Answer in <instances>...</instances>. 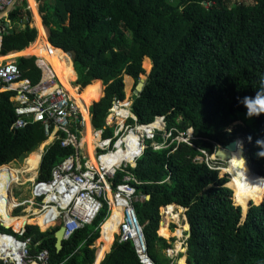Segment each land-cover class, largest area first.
<instances>
[{
    "label": "trees",
    "instance_id": "16d2710c",
    "mask_svg": "<svg viewBox=\"0 0 264 264\" xmlns=\"http://www.w3.org/2000/svg\"><path fill=\"white\" fill-rule=\"evenodd\" d=\"M38 1L47 41L71 53L78 93L90 103L95 130L104 126L112 103L129 96L130 77L136 84L152 65L142 90L133 95L130 109L136 121L129 119L148 124L163 116L171 132L166 147H147L135 166L129 167L141 182L135 185L137 192L149 196L134 202V207L144 224L151 258L157 264L171 262L164 252L171 244L157 230L160 207L174 203L185 209L190 225L187 264H264V194L257 203L247 200L248 212L242 220L241 210L244 215L246 211L237 191L226 186L227 174L205 160L218 146L242 137L245 158L258 173L263 171L264 143L258 141H264V113L248 117L242 99L255 97L264 85V0ZM26 4L19 0L7 16L9 22L2 19L0 56L35 40L37 32L30 27ZM35 57L42 63L35 55L15 57L21 77L32 84L41 79ZM43 65L46 79L52 73ZM12 95V91L0 92V170H8L11 166L3 164L28 153L21 167L15 168L25 175L22 184L29 174L35 177L38 168V179H47L51 168L74 150L55 141L42 155L46 136L40 121L11 129L16 118ZM190 129L188 142L171 140ZM155 139L162 140L160 132ZM122 174H115L113 185L122 180ZM8 190L9 186V195ZM107 213L104 205L91 224L62 241L59 251L54 237L58 225L40 231L28 224L20 237L31 236V252L46 248L52 264H93L95 250L89 246L96 239L98 245L104 242L110 220ZM13 219L1 213L2 223ZM24 223L16 219L8 227L0 224V231H18ZM100 264L140 262L130 241L115 238Z\"/></svg>",
    "mask_w": 264,
    "mask_h": 264
},
{
    "label": "built area",
    "instance_id": "2783aa9c",
    "mask_svg": "<svg viewBox=\"0 0 264 264\" xmlns=\"http://www.w3.org/2000/svg\"><path fill=\"white\" fill-rule=\"evenodd\" d=\"M18 1L0 0V34L4 32L2 19L7 20L9 12ZM35 62L41 70V79L35 84L21 77L14 60L0 62V92L12 91L10 100L16 102V118L10 128L19 129L40 121L46 136L42 142V155L55 141L61 147H71L74 151L51 168L47 179H38V168L33 181L24 185L21 181H11L8 184L9 196L14 199L10 213L16 216L26 215L29 218L40 216L41 223H24L18 231L12 230L11 227L12 232L0 231V264H52L46 248L31 252V236L20 237L25 233L26 225H36L40 231L57 225L62 226V240H68L74 232L91 224L104 205L108 208L107 217L111 214L112 207L120 210L118 231L114 233L111 244L115 238L118 242L130 241L140 264H157L148 253L143 232L144 224L140 223L134 207V202L145 200L146 195L137 192L135 185L141 182L130 172L129 167L135 166L136 160L147 147L159 150L168 145L167 140L171 137V132L165 127L164 117L154 118V121L160 118L163 122L160 130L164 128L165 131V135H161L162 140L157 141L155 134L162 131L149 127L154 121L148 124L129 122V119L136 121V116L130 109L135 93L126 105L122 104L123 100L112 103L100 130L92 127L90 106H87L91 131L99 137L94 145L95 163L92 165L81 146L85 120L79 106L53 74L44 79V68L38 58ZM51 86L56 87L50 90ZM105 131L108 132L107 136H104ZM130 134L136 136L132 143L128 142ZM187 135L192 136V132L187 130L186 135L179 133L171 140L188 142L192 137ZM128 148L131 152L129 155L126 151ZM13 162L3 165L11 166ZM211 168L216 169L214 166ZM117 172L123 173L122 180L113 185L112 179ZM12 189L17 190V197L11 195ZM16 210L18 212L13 213ZM161 217L164 219L165 215L161 213ZM0 224L3 225L2 222ZM167 226L170 227V222ZM188 236L183 232L181 237H176L180 247L185 244ZM89 247L95 250L96 259L99 245L93 243ZM165 250V255L171 259L170 264L177 263L174 258L181 253L180 248L169 247Z\"/></svg>",
    "mask_w": 264,
    "mask_h": 264
},
{
    "label": "bare ground",
    "instance_id": "6f19581e",
    "mask_svg": "<svg viewBox=\"0 0 264 264\" xmlns=\"http://www.w3.org/2000/svg\"><path fill=\"white\" fill-rule=\"evenodd\" d=\"M27 3L31 11L34 13L35 19L33 20V25L35 28H37L41 32L42 31L41 17L38 12L37 13L35 12L37 11V3L35 0H27ZM29 51H31V53H29ZM13 54L15 53L10 52L6 55L0 56V62L3 60L10 59ZM22 55H35L39 57V59L41 58L42 67L44 68L43 64L45 62L50 68L51 73L56 77L57 82L60 83V85H62L63 88L68 89V86L71 84V82H73L75 71L72 66L71 57L69 56L68 53L64 52L62 49L53 47L49 42H46L45 40H42V39L33 41L31 45H29V47L18 50L17 56H22ZM57 59H60V66L56 65ZM44 73H45V69H44ZM54 87L56 86H51L50 90H52ZM70 95L76 101L77 105L79 106L83 114L84 120H85V129H84V134L81 140V146L85 149L88 155L89 161L93 165L95 163L94 145L99 140V137L97 135L96 136L93 135L91 131V127H90L88 116H87V106L88 105H87L86 98L80 95L78 92L76 93L75 91L70 92ZM162 126H163V122L159 118V120L154 121L152 125L149 127L159 128L160 130ZM135 138H136L135 135L130 134L128 137V142L132 143L135 140ZM126 151L128 155L131 154L129 148ZM228 163H229V167L227 168L226 171L229 173V177H231V180L226 183V186L231 188L232 190H236L239 193V195H241L246 201L253 199L254 200L253 202H256V203L259 202L264 194V184H258V186H253V179L255 178V172L250 167L249 163L246 161L243 155V143L241 141H239L237 148L231 153V157L228 159ZM1 173L3 174L2 170H0V174ZM36 175H37V171H36L35 177ZM35 177L29 174L28 178H26L25 180V183L33 181ZM0 184H1V181H0ZM261 193L262 195L260 199L258 201H255L259 198ZM235 197L237 198L236 194H235ZM0 202L2 203L0 210H1V213L4 215V217H14V219L9 224L3 222L2 224L4 226L8 227L16 219H22L24 220L25 223H27V219L31 221L30 220L31 218L27 217L26 215L16 216L10 213L14 199L10 197L5 191H2V190H0ZM242 204L245 205L246 203L245 204L242 203ZM165 207L167 206H164L163 208L165 209ZM178 210L181 211V208L180 209L178 208ZM1 213H0V222H1ZM32 218L35 219L37 223L39 224L41 223L40 216H35ZM119 221H120V210L117 207H114L113 217L111 218L107 226L108 230L112 226L119 223ZM41 228L44 229L43 226H41ZM167 230L168 228H167L166 223L162 221L157 230L158 234L166 235ZM106 245H107L106 242H103L102 244H100V248L97 252L98 254H97L95 264H98L99 261L101 260L104 250L106 248ZM183 263H184V259L181 257L180 260L178 261V264H183Z\"/></svg>",
    "mask_w": 264,
    "mask_h": 264
},
{
    "label": "rangeland",
    "instance_id": "374dc122",
    "mask_svg": "<svg viewBox=\"0 0 264 264\" xmlns=\"http://www.w3.org/2000/svg\"><path fill=\"white\" fill-rule=\"evenodd\" d=\"M36 1V3H37V6H39V1L38 0H35ZM248 1H251V0H248ZM26 3H27V0H26ZM26 6H28L29 7V5H28V3L26 4ZM29 9H30V7H29ZM36 13L38 12V9H37V11H35ZM30 13H31V19H30V27H34V25H33V20L35 19V17H34V13L31 11V9H30ZM39 13V12H38ZM40 15V14H39ZM41 25H42V31L40 32L37 28H35L36 29V32H37V34H36V38H35V40L34 41H36V40H39V39H42V40H45L46 42H48L47 41V33H46V28L44 27V25L42 24V21H41ZM31 45V44H30ZM29 47V46H28ZM27 48V47H26ZM32 51V50H31ZM31 51H29V53H31ZM69 55L71 54V53H68ZM13 55H15V56H13ZM12 55V57L10 58V59H7V60H14L15 61V57H17V55H18V52L17 53H15V54H13ZM28 56H30V55H28ZM36 58V57H35ZM72 60V59H71ZM56 65H58V66H60V59H57L56 60ZM150 68H151V65H150ZM150 68H149V70H145L144 68V72L142 73V75H144V76H146L147 77V75H148V73H149V71H150ZM139 77H142L141 76V74L139 75ZM75 78H76V72H75V75H74V80H75ZM124 78V80H126V76H124L123 77ZM73 80V81H74ZM130 80H131V86H130V89H129V91H130V94H129V96H126V94H125V97H124V99H123V101L125 100L127 103H128V99H132V94L134 93V88H135V81H134V79L133 78H131L130 77ZM124 83V82H123ZM125 85V84H124ZM64 89H66V91H68L69 92V94H70V92H73V91H75L76 93H77V85H76V83L75 82H71V84L68 86V89L67 88H64ZM103 90H104V88H103ZM102 94H103V91H102ZM86 98V101H87V97H85ZM123 104V103H122ZM124 105H126V104H124ZM88 106H90V103L88 104ZM232 127V126H231ZM230 127V128H231ZM229 128V129H230ZM160 131H162V133H160V135H162V136H164L165 135V131H164V128L162 129V130H160ZM168 132H169V130H167ZM169 134V133H168ZM189 135V134H188ZM187 135V136H188ZM188 137H192V136H188ZM240 139V141L242 142V143H244V139L242 138V137H240L239 138ZM28 154V153H27ZM26 154V155H27ZM25 155V156H26ZM243 155H244V145H243ZM24 156V157H25ZM24 157H20L16 162H13L12 164H11V166L12 167H10L8 170H4V169H1L2 170V172H3V174L1 173L0 175V181H1V184H0V190H2V191H5L6 192V188L9 186L8 184L11 182V181H15V182H18L19 183V181H24V177H25V175L23 176V174H21V173H19V172H17L16 170H15V168H20L21 167V165H22V162H23V159H24ZM244 157H245V155H244ZM246 159V158H245ZM205 160L211 165V166H214V168H216V169H218V170H220L222 173H226L227 174V177L229 178V173L228 172H226V170H227V168H228V165H229V163H228V159H218V158H216V157H214L213 156V154L212 155H207L206 154V156H205ZM247 160V159H246ZM248 162V161H247ZM249 163V162H248ZM250 165V164H249ZM251 166V165H250ZM263 169H264V167H263ZM258 173V172H257ZM263 173V172H262ZM262 173H259V174H262ZM27 183V182H26ZM258 184H264V179H262L259 175H257L256 173H255V178L253 179V186H258ZM26 187V186H25ZM234 191H236V190H234ZM26 193L28 194V190L26 189ZM232 193H233V191H232ZM236 193H238V192H236ZM263 193V192H262ZM262 193L260 194V196H259V198L257 199V200H255V201H258L259 199H260V197H261V195H262ZM235 194V193H234ZM11 195L12 196H16L17 197V190L16 189H12L11 190ZM238 195H239V193H238ZM240 197H241V199H242V203H246L244 206H242L243 207V212H245L246 210H247V202L248 201H246V200H244V198L241 196V195H239ZM233 197V196H232ZM17 199H20V198H17ZM233 201H234V199H233ZM251 201H254L253 199H251ZM234 203H235V201H234ZM254 203H256V202H254ZM1 202H0V207H1ZM162 209V210H161ZM1 211V210H0ZM13 212V211H12ZM18 212V210H16L15 212H13V213H17ZM181 212H182V210L181 211H179L178 210V208H176V206H175V204H170V205H168V207L167 208H160V211H159V214H160V217H161V213L163 214V215H165V217H164V219H163V221L166 223V225L168 224V222H170V221H173V222H171V225H170V230L168 229L167 230V233H166V235L164 234V235H160L163 239H165V241L167 242V243H170L171 244V246H170V248H173V249H175V248H180V251H185V248H183V247H180V242L179 241H177L176 240V237H181L182 236V232H183V230H188L189 229V226H188V224H186L185 222H184V224L182 223V219H184V216H181ZM247 212H248V210H247ZM162 218V217H161ZM31 220V219H30ZM162 220V219H161ZM32 221H30V223H31ZM28 223V222H27ZM161 223V222H160ZM176 223V224H175ZM182 223V224H181ZM109 224V223H108ZM108 224H107V226H108ZM118 224V223H117ZM114 225V226H112L109 230H108V228L106 229V232H107V239L109 240V237L111 238L112 237V235H113V230L118 226V225ZM160 225V224H159ZM172 225L173 226H177V228L173 231V229H174V227H172ZM185 225H186V227H185ZM167 228H168V226H167ZM180 233V234H179ZM157 235L159 236V234H158V232H157ZM185 239V238H184ZM103 243V242H102ZM101 243V244H102ZM94 244H96V245H98L97 244V239L94 241ZM106 248H105V250H107V248H109L110 247V241H107L106 242ZM99 248H100V245H99ZM98 248V249H99ZM166 250H164V252H165ZM98 254V253H97ZM97 258V257H96ZM180 258L181 257H175L174 258V260L175 261H177V263H175V264H178V261L180 260ZM183 259H184V263L183 264H185V263H187V262H185V257H182ZM95 261H96V259H95ZM93 264H95V262L93 263Z\"/></svg>",
    "mask_w": 264,
    "mask_h": 264
},
{
    "label": "water",
    "instance_id": "95a60500",
    "mask_svg": "<svg viewBox=\"0 0 264 264\" xmlns=\"http://www.w3.org/2000/svg\"><path fill=\"white\" fill-rule=\"evenodd\" d=\"M67 53H69V52H67ZM69 56L72 57L71 54ZM151 67H152V65H151ZM150 70H151V68H150ZM145 81H146V77H144V78L139 77L137 83L135 84V88H134V93L135 94L139 93L142 90V88H143V86L145 84ZM239 141H240L239 138H236V139H232L231 141H229L224 146H218L217 149L215 150V152L213 153V156L216 157V158H218V159H229L231 157V153L237 148V145H238ZM250 167L254 170V172L257 175H259L262 179H264V169H263V173L262 174H259V173H257L255 171V169L252 166H250ZM148 198H149V196L146 195V199H148ZM247 210H246L245 215L242 214V210H241L242 220L245 219L246 214H247ZM188 226H189V230H190V225L188 224ZM63 231H64L63 227L62 226H59V228L54 233V237H55V248H56L57 251H59L61 249V247H62ZM185 262H186V257H185ZM185 264H187V263H185Z\"/></svg>",
    "mask_w": 264,
    "mask_h": 264
},
{
    "label": "clouds",
    "instance_id": "9594fccd",
    "mask_svg": "<svg viewBox=\"0 0 264 264\" xmlns=\"http://www.w3.org/2000/svg\"><path fill=\"white\" fill-rule=\"evenodd\" d=\"M242 103L247 109L246 115L248 117L259 116L264 113V85L258 89L255 97H244ZM258 143H264V141H258ZM260 155H264V152H261Z\"/></svg>",
    "mask_w": 264,
    "mask_h": 264
},
{
    "label": "crops",
    "instance_id": "0c3cea01",
    "mask_svg": "<svg viewBox=\"0 0 264 264\" xmlns=\"http://www.w3.org/2000/svg\"><path fill=\"white\" fill-rule=\"evenodd\" d=\"M37 9H38V6H37ZM46 33H47V30H46ZM11 52H14V53H17L18 51H11ZM41 60V59H40ZM72 61V60H71ZM73 66V65H72ZM76 78H77V74H76ZM76 78H75V80H76ZM74 80V81H75ZM77 90H78V86H77ZM78 92V91H77ZM90 124V123H89ZM89 154V153H88ZM174 204V203H173ZM176 206V205H175ZM168 207V206H167ZM167 207H165V208H167ZM176 208H177V206H176ZM181 210H182V212H181V216H184L185 215V213H184V211H185V209L184 208H181ZM113 214H114V207H112V211H111V214H110V220H111V218L113 217ZM162 220H160L161 222L163 221V217L161 218ZM110 220H109V222H110ZM171 222H173V221H170V225H171ZM184 222L187 224V221H186V216H184V219H182V223L184 224ZM160 223V222H159ZM181 223V224H182ZM176 224V223H175ZM172 227H174V229H173V231L177 228V226H172ZM169 230H170V227L168 228ZM114 231H115V229L113 230V233H114ZM189 229L188 230H183V232H185V233H189ZM105 240H104V242H107V241H110L111 240V238L109 237V240L107 239V232H105ZM160 236V235H159ZM177 241H179V240H177ZM181 247H183V248H185V251H181V253H179V255L177 256V257H187V244H186V242H185V244H183ZM109 248H107V250H108ZM99 250V249H98ZM107 250H104V252L105 251H107ZM98 252V251H97ZM97 255V254H96ZM103 255H104V253H103ZM102 258H103V256H102ZM102 258H101V260H102ZM100 260V261H101ZM100 261H99V263H100ZM94 262H95V260H94ZM98 263V264H99Z\"/></svg>",
    "mask_w": 264,
    "mask_h": 264
},
{
    "label": "flooded vegetation",
    "instance_id": "af4514ba",
    "mask_svg": "<svg viewBox=\"0 0 264 264\" xmlns=\"http://www.w3.org/2000/svg\"><path fill=\"white\" fill-rule=\"evenodd\" d=\"M228 167H229V165H228ZM227 172V171H226ZM231 180V177H229V181Z\"/></svg>",
    "mask_w": 264,
    "mask_h": 264
}]
</instances>
